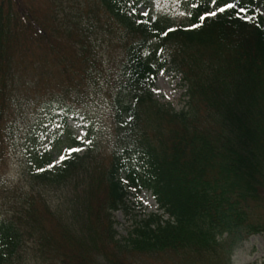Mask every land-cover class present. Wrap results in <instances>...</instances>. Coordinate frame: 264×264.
<instances>
[{
	"label": "trees",
	"instance_id": "16d2710c",
	"mask_svg": "<svg viewBox=\"0 0 264 264\" xmlns=\"http://www.w3.org/2000/svg\"><path fill=\"white\" fill-rule=\"evenodd\" d=\"M239 3L0 0V264H233L264 234V0ZM144 190L158 212L119 237Z\"/></svg>",
	"mask_w": 264,
	"mask_h": 264
},
{
	"label": "rangeland",
	"instance_id": "374dc122",
	"mask_svg": "<svg viewBox=\"0 0 264 264\" xmlns=\"http://www.w3.org/2000/svg\"><path fill=\"white\" fill-rule=\"evenodd\" d=\"M147 11L152 16L161 15V12H163L157 3H149L148 7L140 5L139 13L142 14ZM262 13L264 15V7L262 8ZM154 89H160L159 92L154 91V94L161 102L171 103L177 110L185 107V101L187 100L185 96L186 87L182 85L180 75L172 72L160 73L156 79ZM69 123L75 133L80 134L82 132V125L76 118L70 117ZM58 128V124L48 126L49 131L46 133L45 142L49 141L47 138L56 133ZM55 159L59 160L58 155H55ZM7 174L10 178H17L19 176L17 163H12L9 166ZM144 201H147V203ZM129 205V210H119L115 213V226L121 238L127 237L137 222L158 212V205L149 191H143L138 199L131 196L129 198ZM232 259L233 264H263L264 234L251 236L236 250Z\"/></svg>",
	"mask_w": 264,
	"mask_h": 264
},
{
	"label": "snow or ice",
	"instance_id": "6c2138e0",
	"mask_svg": "<svg viewBox=\"0 0 264 264\" xmlns=\"http://www.w3.org/2000/svg\"><path fill=\"white\" fill-rule=\"evenodd\" d=\"M210 2L213 4V5H217V7L215 8V10H208L206 11L201 17H200V20L203 21L205 20L207 17H214L216 16L218 13H223L227 10H235L237 8H239V11L236 13L237 15H241L243 13H247L248 12V9L244 6H242L240 3H239V0H228V2H225L223 3L222 5L221 4H218V0H210ZM194 7L197 6V5H193ZM143 15H148L147 12H143L142 13ZM245 19L247 20H252L253 19V16L251 15H247L244 17ZM190 28H195V27H199V25H196V24H193V25H190L189 26ZM172 31H175V29H168V32H172ZM168 32H165L163 33L164 35H167ZM154 79V78H153ZM154 91H157L159 92L160 89H154ZM88 143H91V141H88ZM81 149H70V151H80ZM63 159V157H61ZM49 167H52V165H49ZM145 203H147V201H144Z\"/></svg>",
	"mask_w": 264,
	"mask_h": 264
}]
</instances>
